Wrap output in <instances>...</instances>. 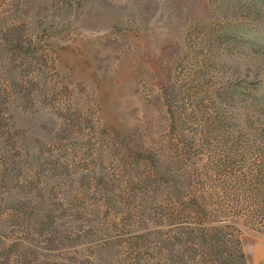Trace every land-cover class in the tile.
I'll return each mask as SVG.
<instances>
[{"label":"rangeland","instance_id":"374dc122","mask_svg":"<svg viewBox=\"0 0 264 264\" xmlns=\"http://www.w3.org/2000/svg\"><path fill=\"white\" fill-rule=\"evenodd\" d=\"M0 264H264V0H0Z\"/></svg>","mask_w":264,"mask_h":264}]
</instances>
